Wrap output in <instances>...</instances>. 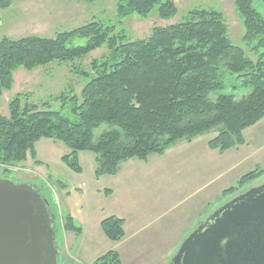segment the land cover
<instances>
[{"label": "trees", "instance_id": "trees-1", "mask_svg": "<svg viewBox=\"0 0 264 264\" xmlns=\"http://www.w3.org/2000/svg\"><path fill=\"white\" fill-rule=\"evenodd\" d=\"M12 4L13 0H0V19ZM235 8L248 50L233 43L224 12L213 7L191 8L184 20L155 26L143 39L129 40L99 20L51 37H3L0 96L11 89L18 67L29 71L57 60H75L103 45L109 54L92 63L93 74H87L80 94L65 90L41 104L21 92L12 97L8 116L0 114V163L7 166V172L28 155L39 163L36 142L44 137L70 147L62 160L76 173L83 171L78 153H96L98 177L113 175L125 160H146L182 139L190 141L216 127L219 130L209 141L211 148L226 152L245 143L244 130L264 117V16L253 0H235ZM178 10L176 0H119L117 5L121 17L157 13L165 20L175 17ZM74 36L87 37L88 42L67 47ZM223 69L236 75L240 86H250V93L237 100L233 94H221L211 101L210 94L225 87ZM53 102L60 103L59 107H53ZM103 123L111 130L94 140L95 129ZM263 174L264 167L252 169L222 196ZM64 224L67 231L81 235L83 227L74 223L71 214ZM124 225L118 216L101 221L102 232L114 242L124 238ZM94 264H122V257L109 250Z\"/></svg>", "mask_w": 264, "mask_h": 264}, {"label": "rangeland", "instance_id": "rangeland-1", "mask_svg": "<svg viewBox=\"0 0 264 264\" xmlns=\"http://www.w3.org/2000/svg\"><path fill=\"white\" fill-rule=\"evenodd\" d=\"M118 1L13 0V4L1 13L0 39L5 36L16 39L30 34L51 37L62 31H72L85 25V23L96 20L103 22L106 26H113L114 32L117 34L123 32L129 40L143 39L149 37L155 26H165L184 20L191 8L213 7L224 12L233 43L248 50L242 41L245 32L243 22L235 8V0H176L178 13L175 17L165 20L160 18L157 13H153L149 17H141L134 13L121 17L117 13ZM253 5L264 16V0H253ZM87 42V37L74 36L68 40L67 47L85 46ZM108 54L109 49L103 45L83 57L75 58V60H57L29 71L23 67H18L13 73L14 83L11 89L4 90L0 96V114L8 116L10 99L20 92L28 94L30 101L32 100L37 104H41L42 101L65 90H72L73 93L80 94L84 84L89 79L87 74H93L92 63ZM223 72L226 80L225 87L210 94L209 99L211 101L216 100L221 94H233L237 100L250 93L251 87L240 86L239 80L234 79L236 75L230 74L226 69H223ZM59 105L58 102L52 103L53 107L58 108ZM65 112L68 114V109H65ZM110 130L111 127L108 124H101L99 128L95 129L94 140L102 133ZM218 130L219 127H216L204 132V134L197 135L203 137L198 142V146L205 145L207 140L209 145V141L216 136ZM244 135L245 143L241 144L243 146L234 147L239 148L236 151L241 150L240 153L248 158L244 162L245 165L242 166L244 173L241 176L256 167H264V117L257 124L244 130ZM211 149L219 150L218 148ZM36 151L39 163L28 155V158L22 163L10 166V172L5 170L7 166L0 163V179L13 180L16 184L28 183L38 190L43 200L47 202V211L54 216L51 224L54 230L53 236H55L54 245L58 250V264H89V262L94 264L99 256L109 250L121 252L126 262L133 259L135 264H172L176 252L186 238L181 241L182 243H179V237L175 235L176 231L183 232L187 223L183 213L186 208H176L174 218L169 219L166 227L158 230L166 229V232L151 233L153 237L149 240L141 238V235H133L134 247H130V244L125 242L116 244L102 233L99 226V221L105 219L109 214L106 207L108 201L100 190L110 186L115 177L103 174L99 178L96 175V153L80 151L78 153L79 163L82 165L83 171L76 173L62 160L63 156L71 152L70 147L62 141L44 137L36 142ZM171 157L172 153L171 155L169 153L165 158L171 159ZM149 159H151L149 162V166H151L154 164L152 159L154 160L155 157ZM125 167L124 165L120 167L119 177L124 176ZM137 174L127 173L133 178ZM162 180L161 184L158 185L159 194L172 197L175 194V186L164 179ZM237 181L230 186L235 185ZM260 184H264V174L228 196L223 197L222 191L215 200L213 209H217L220 204L240 194L241 191ZM218 185L219 183L215 182V188ZM229 188L227 187L224 191ZM140 189L147 194L144 186L138 185L132 187V196L135 197V190H137L135 191L136 195L140 194ZM51 203H53V207ZM70 214L74 223L83 227L85 235L82 232L81 235H77L73 231L69 232L65 229L64 221ZM96 230L98 234H96ZM158 234L164 235L162 240L155 237ZM102 237L105 241H101Z\"/></svg>", "mask_w": 264, "mask_h": 264}, {"label": "water", "instance_id": "water-1", "mask_svg": "<svg viewBox=\"0 0 264 264\" xmlns=\"http://www.w3.org/2000/svg\"><path fill=\"white\" fill-rule=\"evenodd\" d=\"M47 202L0 179V264H58ZM172 264H264V184L220 204L186 236Z\"/></svg>", "mask_w": 264, "mask_h": 264}, {"label": "crops", "instance_id": "crops-1", "mask_svg": "<svg viewBox=\"0 0 264 264\" xmlns=\"http://www.w3.org/2000/svg\"><path fill=\"white\" fill-rule=\"evenodd\" d=\"M202 138V136L194 137L191 142L182 140L165 153L152 154L146 160L138 158L125 160L113 175H109L115 177L112 184L100 190L108 201L106 207L109 214L106 217L118 216L125 221L124 238L117 242L111 240L112 242L116 244L125 242L130 244V247H134L133 235H141V238L149 240L153 237L151 233L166 232V229L158 230L166 227L169 219L174 218L176 208H186L183 213L187 223L183 232L175 233L179 237V243H182L181 241L215 210L213 209L215 200L224 189L241 177L244 173L242 166L248 158L240 153L241 150L236 151L239 148L229 149L225 153L212 150L208 140L205 145L199 147L198 142ZM169 153L170 155L172 153L171 159L165 158ZM151 157H155L154 160L152 159L154 164L149 166ZM122 165L126 166L124 176L119 177V169ZM127 173L138 174L133 178ZM162 179L175 186V194L172 197L159 194L158 185L161 184ZM215 182L219 183L217 188ZM138 185L144 186L147 194L140 189L141 193L136 195L137 190H135L133 197L132 187ZM102 220L99 221L100 227ZM82 234L85 235L84 230ZM96 234H98L97 230ZM160 235L155 237L162 240L164 235ZM101 241L105 239L102 237ZM121 256L122 264H135V260L126 262L122 253Z\"/></svg>", "mask_w": 264, "mask_h": 264}, {"label": "flooded vegetation", "instance_id": "flooded-vegetation-1", "mask_svg": "<svg viewBox=\"0 0 264 264\" xmlns=\"http://www.w3.org/2000/svg\"><path fill=\"white\" fill-rule=\"evenodd\" d=\"M47 210H48V206H47ZM50 217H51V220H52V218L54 217L53 214L52 215L50 214Z\"/></svg>", "mask_w": 264, "mask_h": 264}]
</instances>
